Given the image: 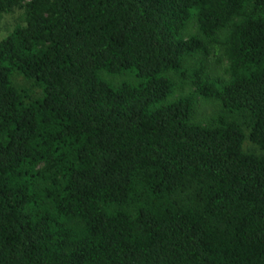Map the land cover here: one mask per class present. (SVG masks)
Listing matches in <instances>:
<instances>
[{"label": "trees", "instance_id": "1", "mask_svg": "<svg viewBox=\"0 0 264 264\" xmlns=\"http://www.w3.org/2000/svg\"><path fill=\"white\" fill-rule=\"evenodd\" d=\"M17 8L0 264H264V0H0ZM200 98L220 104L203 122Z\"/></svg>", "mask_w": 264, "mask_h": 264}, {"label": "rangeland", "instance_id": "2", "mask_svg": "<svg viewBox=\"0 0 264 264\" xmlns=\"http://www.w3.org/2000/svg\"><path fill=\"white\" fill-rule=\"evenodd\" d=\"M24 14V9H15L14 12L3 14L0 16V39L7 36L10 31L22 20ZM218 56L214 53L210 55L211 60V67H212V73L217 76H223L224 72L223 69L227 66V60L225 58H222V62L219 64L217 63ZM126 76H119V77H108V80L112 81L113 83H120L123 80L127 79ZM18 81L20 83L25 84V87H28L30 85L29 82L24 81L23 79L19 78ZM191 90L189 86H184L183 90H181L179 93L176 94V96H179L182 93H187ZM220 111V104L215 100H205V99H199L197 100L194 112L195 117L194 121H201L203 122L205 119L217 114ZM245 150H254L257 151L254 146L246 141Z\"/></svg>", "mask_w": 264, "mask_h": 264}]
</instances>
